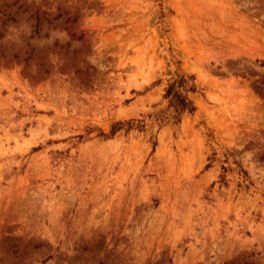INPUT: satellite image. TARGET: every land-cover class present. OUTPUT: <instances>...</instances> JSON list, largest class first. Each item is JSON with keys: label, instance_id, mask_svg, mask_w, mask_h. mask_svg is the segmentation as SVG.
<instances>
[{"label": "rangeland", "instance_id": "rangeland-1", "mask_svg": "<svg viewBox=\"0 0 264 264\" xmlns=\"http://www.w3.org/2000/svg\"><path fill=\"white\" fill-rule=\"evenodd\" d=\"M0 264H264V0H0Z\"/></svg>", "mask_w": 264, "mask_h": 264}, {"label": "trees", "instance_id": "trees-1", "mask_svg": "<svg viewBox=\"0 0 264 264\" xmlns=\"http://www.w3.org/2000/svg\"><path fill=\"white\" fill-rule=\"evenodd\" d=\"M178 83L179 85L187 84L186 79L180 78L178 81H173L170 83L165 91V98H168V107H171L173 110V118L176 121H179L180 116L183 113H192L194 111V105L190 99H188L184 94H182L178 90H173V87L175 83ZM189 91H193V87H188ZM116 127V126H115ZM128 128L132 127V125L129 123ZM115 131V128L111 131V134H113Z\"/></svg>", "mask_w": 264, "mask_h": 264}]
</instances>
